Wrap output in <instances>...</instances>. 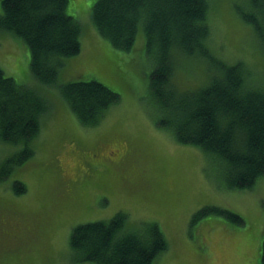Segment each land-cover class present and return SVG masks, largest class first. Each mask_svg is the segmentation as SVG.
<instances>
[{"label": "rangeland", "instance_id": "374dc122", "mask_svg": "<svg viewBox=\"0 0 264 264\" xmlns=\"http://www.w3.org/2000/svg\"><path fill=\"white\" fill-rule=\"evenodd\" d=\"M95 2H69L68 13L82 27V50L65 59L58 82L95 79L120 95L96 125L79 120L57 85L35 80L21 37L0 32L5 74L38 90L50 104L35 153L0 180V264H94L73 261L72 229L118 212L127 214L131 230L159 224L169 246L155 264H262L264 176L252 188L230 189L216 160L159 125L149 89L155 60L147 52L143 25L133 48L119 50L94 24ZM236 3L244 0H210V47L230 63L244 60L262 78L264 50ZM206 76L205 60L183 59L175 81L186 89L205 84ZM20 148L0 140V162ZM17 181L24 192L16 191ZM206 205L232 210L244 223L214 212L194 221Z\"/></svg>", "mask_w": 264, "mask_h": 264}, {"label": "trees", "instance_id": "16d2710c", "mask_svg": "<svg viewBox=\"0 0 264 264\" xmlns=\"http://www.w3.org/2000/svg\"><path fill=\"white\" fill-rule=\"evenodd\" d=\"M1 2L0 32L14 33L26 42L35 80L57 85L83 124H98L120 95L95 79L58 82L65 59L82 50L81 24L67 11L70 0ZM236 4L264 50V0ZM209 13L210 0H96L91 16L101 35L123 51L133 48L143 24L147 52L155 60L149 89L159 125L171 129L178 141L199 146L216 160L226 187L249 189L264 176V77L254 76L244 60L230 63L211 49ZM195 58L207 64L206 83L183 89L175 81L177 64ZM49 109L38 90L19 84L0 66V140L21 146L0 162V180L35 153L33 143ZM15 189L24 192L26 187L17 181ZM213 212L244 223L238 213L213 205L199 209L193 220ZM126 222L127 214L118 212L107 221L75 226L70 237L73 261L155 264L169 246L159 224L131 230Z\"/></svg>", "mask_w": 264, "mask_h": 264}, {"label": "bare ground", "instance_id": "6f19581e", "mask_svg": "<svg viewBox=\"0 0 264 264\" xmlns=\"http://www.w3.org/2000/svg\"><path fill=\"white\" fill-rule=\"evenodd\" d=\"M143 25V24H142ZM209 36V35H208ZM26 40V39H25ZM174 51V50H173ZM174 53V52H173ZM59 68V67H58ZM245 68V67H244ZM214 69V68H213ZM219 69V68H218ZM246 69V68H245ZM214 71H215V69H214ZM213 74V73H212ZM216 74V73H215ZM214 74V75H215ZM221 75H223V74H221ZM221 75H219V76H221ZM211 82V81H210ZM210 84V83H209ZM155 109V108H154Z\"/></svg>", "mask_w": 264, "mask_h": 264}]
</instances>
